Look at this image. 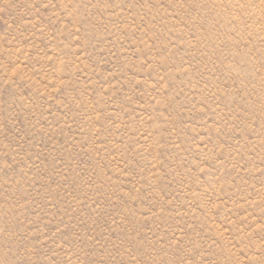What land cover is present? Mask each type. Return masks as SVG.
<instances>
[{"label": "rangeland", "instance_id": "374dc122", "mask_svg": "<svg viewBox=\"0 0 264 264\" xmlns=\"http://www.w3.org/2000/svg\"><path fill=\"white\" fill-rule=\"evenodd\" d=\"M0 264H264V0H0Z\"/></svg>", "mask_w": 264, "mask_h": 264}]
</instances>
